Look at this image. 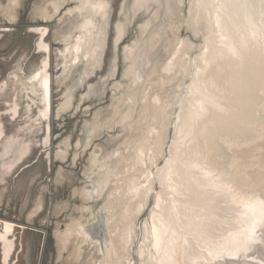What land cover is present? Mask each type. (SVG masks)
Instances as JSON below:
<instances>
[{"label":"bare ground","instance_id":"bare-ground-1","mask_svg":"<svg viewBox=\"0 0 264 264\" xmlns=\"http://www.w3.org/2000/svg\"><path fill=\"white\" fill-rule=\"evenodd\" d=\"M68 1L43 0L33 17L49 22ZM72 1L58 18L68 20L66 30L53 33L63 74L80 67L79 82L90 79L113 28L106 77L83 99L105 91L134 14L147 16L122 48V79L109 105L87 120L76 145L92 151L85 184L74 189L80 204L55 232L58 256L68 251L66 264H264V0H132L131 7L124 0L113 26L110 0ZM18 5L0 3L2 16L13 21ZM39 32L42 38L46 29ZM45 38L41 50L50 49ZM47 62L27 77L34 105L44 103ZM74 88L56 115L72 105ZM17 106L8 110L12 119ZM46 117L39 109L32 124L40 128ZM104 135V144L95 143ZM0 140L3 180L32 141L7 138L1 121ZM41 206L36 199L28 219ZM98 211L102 242L89 229ZM2 224L14 232L11 222Z\"/></svg>","mask_w":264,"mask_h":264},{"label":"rangeland","instance_id":"rangeland-1","mask_svg":"<svg viewBox=\"0 0 264 264\" xmlns=\"http://www.w3.org/2000/svg\"><path fill=\"white\" fill-rule=\"evenodd\" d=\"M42 1L19 0L16 8L17 17L13 21L7 20L0 11V121L7 138L15 135L18 139L32 141L30 151L13 173L3 180L0 179V229L5 221L11 222L14 227L12 236L14 248L8 264L67 263L68 251L63 250L58 256L55 232L64 228L69 215L76 212L75 206L80 204V198L74 194V189L85 184L83 169L92 151L89 148L86 150L76 148V145L85 137L83 130L88 126L87 120L93 119L95 111H103L109 105L114 93L112 86L117 80L122 79L121 74L124 68L122 48L128 41L131 42L138 24L147 16V13L145 15L134 14L129 32L121 41L120 50L116 54L118 71L115 76L104 83L103 94L96 92L83 99L82 96L88 91L89 86L97 88L102 83V78L106 77L113 53L109 45L113 28L110 31V43L105 50L101 68L90 79L79 82L82 78V68H72L71 71L67 69L65 74L61 72L64 64L58 53L62 46L53 36L59 25L60 30H66L68 20L65 21L66 24L60 22L67 17L65 11L73 7L74 2L72 0L66 2L59 10V15L54 16L51 21L41 22L39 17H33V10L42 4ZM122 1L124 0H110L112 26L113 22L118 19ZM131 1L126 0V4L130 5ZM0 3L4 5L6 0H0ZM60 16L62 19L58 21ZM38 26H46L49 30L45 40L50 47L47 54L49 72L54 80L51 82L50 144L48 147L44 144L39 146L42 129L32 124L31 117L34 115L35 106H29L28 112L25 109L29 105L27 104L28 98L30 104H33L32 97L37 98L29 89L27 77L39 66L42 59L41 53L36 49L38 35L33 32ZM182 33L185 34V32ZM74 84L72 105L62 111L61 115H56L57 108L65 99V93ZM13 102L18 104L14 119L7 114ZM105 138L106 135L96 140L95 143L104 144ZM65 142L67 143V154L62 159L57 156V153L59 150H64ZM0 143L1 152V140ZM47 152L50 154L49 157ZM77 152L80 154L75 156ZM36 199H41L42 206L28 219V213L34 209ZM103 217L104 212L98 211L97 220L89 226L91 235L100 242L107 238Z\"/></svg>","mask_w":264,"mask_h":264},{"label":"water","instance_id":"water-1","mask_svg":"<svg viewBox=\"0 0 264 264\" xmlns=\"http://www.w3.org/2000/svg\"><path fill=\"white\" fill-rule=\"evenodd\" d=\"M41 29H46V33L42 36V38L40 37V32H39V30H41ZM48 31L49 30H48V28L46 26H38V27L35 28V30H33V32L38 35L36 49H38L39 53H43L44 54L43 58L41 59V61L44 60L45 58H47V61H48L47 62V68H46L45 73H44L46 75L45 82H44V103L41 104V103L38 102L39 106L32 104L33 106H35L34 107L35 108L34 116L31 117L32 120L37 116V112H38L39 109L40 110L44 109V110L47 111L46 119L45 118L41 119V123H40L41 124L40 128L42 129L41 138H40V141H39V143H40L39 146L40 147H41L42 144H44V139L46 137H47V144H44L45 147H48L49 144H50L49 117L51 115V79L52 78H51V73L49 72V57L47 55L49 53V48L47 50H41V49L38 48V43L40 41L44 40L45 36L48 34ZM45 44H48V43L45 42ZM27 104H30V99L29 98L27 100ZM7 114L10 116L11 113L8 112ZM10 118H12V116H10ZM14 118H16V116ZM36 123L37 122L35 120V122L33 124H36ZM47 154H48V157H49V155H50L49 152H47Z\"/></svg>","mask_w":264,"mask_h":264},{"label":"flooded vegetation","instance_id":"flooded-vegetation-1","mask_svg":"<svg viewBox=\"0 0 264 264\" xmlns=\"http://www.w3.org/2000/svg\"><path fill=\"white\" fill-rule=\"evenodd\" d=\"M9 222V221H8ZM13 230L4 232L3 225L0 229V264H8L14 248Z\"/></svg>","mask_w":264,"mask_h":264}]
</instances>
